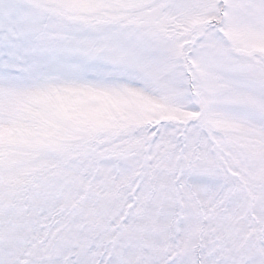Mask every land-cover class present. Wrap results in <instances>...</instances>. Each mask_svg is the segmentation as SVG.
Returning a JSON list of instances; mask_svg holds the SVG:
<instances>
[{
    "label": "snow or ice",
    "instance_id": "6c2138e0",
    "mask_svg": "<svg viewBox=\"0 0 264 264\" xmlns=\"http://www.w3.org/2000/svg\"><path fill=\"white\" fill-rule=\"evenodd\" d=\"M0 264H264V0H0Z\"/></svg>",
    "mask_w": 264,
    "mask_h": 264
}]
</instances>
